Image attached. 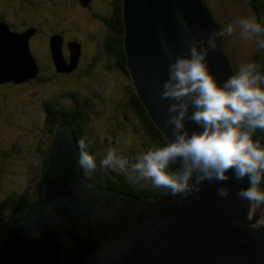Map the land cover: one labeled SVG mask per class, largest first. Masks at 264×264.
<instances>
[{
  "label": "water",
  "instance_id": "water-1",
  "mask_svg": "<svg viewBox=\"0 0 264 264\" xmlns=\"http://www.w3.org/2000/svg\"><path fill=\"white\" fill-rule=\"evenodd\" d=\"M77 1L82 8L93 2ZM122 7L126 71L166 139L159 120L170 101L159 99V86L167 79L170 55L186 51L185 39L197 30L221 33L218 20L206 0H122ZM34 33L15 32L0 21V85L39 73L28 46ZM62 40L53 36L50 51L55 71L68 74L77 68L80 45L70 44L66 61ZM217 44L208 60L222 83L234 74L222 36ZM186 127L197 130L191 122ZM78 152L71 125L59 124L40 166L36 199L13 218L0 243V264H264V229L250 230L247 202L236 195L249 186L247 179L206 181L187 199L166 191L156 199H136L95 184L92 191L82 187ZM219 187L231 189L228 198L217 195ZM99 191L104 193L94 194Z\"/></svg>",
  "mask_w": 264,
  "mask_h": 264
},
{
  "label": "rangeland",
  "instance_id": "rangeland-1",
  "mask_svg": "<svg viewBox=\"0 0 264 264\" xmlns=\"http://www.w3.org/2000/svg\"><path fill=\"white\" fill-rule=\"evenodd\" d=\"M74 0H0L2 17L15 32L35 29L28 46L39 67L32 80L0 85V243L6 237L14 215L4 209L12 195L32 198L40 181L39 154L43 133L44 106L52 103L62 109L82 107L86 114L85 130L100 159L108 148L132 162L154 144L144 135L138 116L129 107L130 83L104 48L108 30L92 20V11L108 16L110 0H93L88 8L72 4ZM224 29L232 24L231 36L223 35L226 53L233 66L251 62L259 50L254 40H244L235 28L238 18H255L250 0H206ZM263 20L264 17L260 18ZM62 37L63 57L70 58L69 46L80 45L78 67L71 73L55 71L50 42ZM264 38V37H261ZM264 62V49H262ZM88 99L89 105L84 104ZM84 106V107H83ZM13 145L20 146L18 153ZM118 174L123 175L124 173ZM127 178V176L124 174Z\"/></svg>",
  "mask_w": 264,
  "mask_h": 264
},
{
  "label": "clouds",
  "instance_id": "clouds-1",
  "mask_svg": "<svg viewBox=\"0 0 264 264\" xmlns=\"http://www.w3.org/2000/svg\"><path fill=\"white\" fill-rule=\"evenodd\" d=\"M235 28L244 40H254L258 49H264V27L254 17L238 18ZM233 32L234 26L229 24L223 33L197 30L185 39L186 51L174 58L170 55L167 79L159 86V99L170 101L159 120L165 141L138 154L132 162L108 148L100 166L124 173L141 187L147 186L142 182H150L153 188L182 199L201 192L206 181L247 179L249 186L236 195L247 202L248 227L257 231L264 229V190L259 187L264 179V147L253 140V133L264 130V74L255 62H249L221 83L208 60L218 47V38ZM188 122L197 130L190 131ZM78 149L77 164L85 175L82 187L92 191L95 185L86 181L97 169L96 158L86 150L85 139L78 142ZM171 165L175 169H170ZM230 193L229 187L217 189L221 199ZM114 203L122 205L123 201Z\"/></svg>",
  "mask_w": 264,
  "mask_h": 264
},
{
  "label": "trees",
  "instance_id": "trees-1",
  "mask_svg": "<svg viewBox=\"0 0 264 264\" xmlns=\"http://www.w3.org/2000/svg\"><path fill=\"white\" fill-rule=\"evenodd\" d=\"M72 4H78V1L74 0ZM108 5L109 7H111L110 11H108V16H103L101 14L94 13L92 14L93 17L91 18L92 20L100 19L102 20V22L107 24V26L113 29L114 36L107 37L105 46L106 49L110 50L117 57L119 66L127 74L126 59L123 53L124 23L122 18V0H112V2L110 0ZM250 7L256 16L258 23H260L261 26L264 27L263 20H260V18L264 17V0H250ZM0 21L8 25V27L11 26L2 17L0 18ZM219 28L221 31L223 27L219 24ZM228 59L233 74H235L237 72V69L233 66L232 61L229 57ZM251 62H255L259 67V71L264 74L262 49H259L257 51V53L253 56ZM130 94L131 95L128 105L132 108L133 113L138 116L139 121L143 127L142 130L144 132V135L147 136L154 144L163 143L165 139L162 133L157 130L151 122L145 108L141 104L139 97L133 91L132 86H130ZM89 102L90 101L88 99H84V104L86 106L89 105ZM44 108L46 113V120L45 124L43 123V133L46 134V139L45 141H43L44 144L39 152V154H41L43 158H45L48 154L55 129L59 124L66 123L68 125H71L77 145L81 139H85L86 150L96 158L97 169L89 178H87V182L97 185L101 190L117 191L122 194L135 197L136 199H156L166 191L164 189L153 188L150 182H142L147 186L141 187L140 185L130 182L124 176V174L120 175L117 173V171L102 168L100 166L101 159L97 156V151L95 149L94 143L91 142L85 130L86 114L82 107H77L76 109L70 110L58 108L52 103H49L46 104ZM253 140H259L261 147H264V130L257 129L253 133ZM13 148L18 150V153H20L22 150L20 146L16 145H13ZM175 167V165H171L170 169H175ZM80 175L83 179H85L83 170L80 171ZM259 187L261 190H264V179H262ZM35 199L36 195L32 198H25L17 194H12L4 202V209L12 213L15 217L16 215L27 210V208L35 201Z\"/></svg>",
  "mask_w": 264,
  "mask_h": 264
},
{
  "label": "flooded vegetation",
  "instance_id": "flooded-vegetation-1",
  "mask_svg": "<svg viewBox=\"0 0 264 264\" xmlns=\"http://www.w3.org/2000/svg\"><path fill=\"white\" fill-rule=\"evenodd\" d=\"M111 2H112V0H111ZM110 9H111V7H110ZM86 11H89L90 13H91V17H93L92 16V14H94L95 12H93L92 11V8H88V9H86ZM109 17H110V15H109ZM96 21H99V22H101V24L103 25V27H105L107 30H108V34L105 36V40H104V43H106V39H107V37H112V36H114V31H113V29L112 28H110L109 26H107V24H105L104 22H102V20H96ZM104 48H105V51H106V53L108 54V57H110L111 59H112V62L115 64V66L119 69V70H121L122 72H124L123 71V69L119 66V64H118V59H117V57L110 51V50H108V49H106V46H105V44H104ZM77 67H78V65H77ZM73 72V71H72ZM125 73V72H124ZM126 74V73H125Z\"/></svg>",
  "mask_w": 264,
  "mask_h": 264
}]
</instances>
